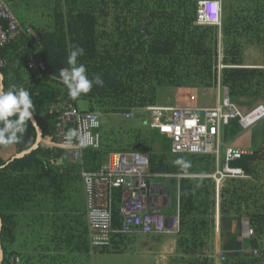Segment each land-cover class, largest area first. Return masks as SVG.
I'll return each instance as SVG.
<instances>
[{
	"label": "trees",
	"instance_id": "trees-1",
	"mask_svg": "<svg viewBox=\"0 0 264 264\" xmlns=\"http://www.w3.org/2000/svg\"><path fill=\"white\" fill-rule=\"evenodd\" d=\"M44 1L46 9L51 11L46 15L49 29L37 30L39 38L26 33L5 47L2 55L8 58V65L0 68L11 106L30 110L43 129L44 137L53 136L56 141L54 117L47 109L66 97V87L56 79L36 78V73L28 68L27 61L38 47L55 75H60L64 68L73 72L75 80L85 87L84 98L89 101L90 109L99 110L104 117L127 114L134 107L155 105L158 86L212 87L217 84L221 40L223 64L233 66L223 68L221 73V82L229 87L231 99L244 107L253 99H264V65L262 68L245 67L243 52L245 45L254 43L264 50V0H235L225 5L221 32L217 26L196 23L199 0ZM19 38L29 47L15 52L14 60L19 61V67L12 73L14 67L7 51ZM21 69L30 76L24 88L21 87L25 80ZM258 103L264 104L263 101ZM7 113H11V117H7ZM103 128L101 148L84 150L86 169L99 168L112 150H144L151 156V172L171 174L170 181H178L181 228L178 234H170L177 236L171 264H216L217 260L218 264H264V166L261 165L264 142L238 160L251 178L229 179L218 189L215 181L208 177H178L213 172L216 167L213 155L174 154L170 140L152 128L151 136L139 131L133 142L115 140L113 145L107 139L109 132ZM18 136H21L23 150L27 149L36 140V128L27 115L5 108L0 118V142L15 140ZM159 141L162 148L157 150L154 144ZM59 158L63 161L56 164ZM5 163L0 156V166ZM80 168L81 165L70 159L68 150L42 145L0 168L2 264H10L13 257L20 255L10 246L16 242L21 198L39 192L46 200L52 190L62 192L68 177L79 178ZM74 172L76 176L72 175ZM29 183L38 186L30 187ZM120 207L121 196L117 191L116 228L122 223ZM217 212L220 220L223 219L221 224L227 222L225 227L229 226V230L234 220L242 225L244 219L255 232L250 238L239 236L238 243L226 241L228 250L224 259L214 253ZM77 237L76 254L97 249L123 253L130 238L117 233L110 246L95 247L91 241L89 244L85 233H77Z\"/></svg>",
	"mask_w": 264,
	"mask_h": 264
},
{
	"label": "built area",
	"instance_id": "built-area-1",
	"mask_svg": "<svg viewBox=\"0 0 264 264\" xmlns=\"http://www.w3.org/2000/svg\"><path fill=\"white\" fill-rule=\"evenodd\" d=\"M222 8V0H199L196 23L217 26L221 30ZM23 32L20 22L9 5L4 0H0V68L8 65L7 58L2 55L3 49L16 41ZM27 33L37 38L35 32ZM220 63H222L221 60ZM27 66L36 73V78L56 79L64 83L66 87L67 98L52 103L47 109L49 115L56 117L57 147L70 151V155L75 160L82 159L86 149H99L102 144L101 114L97 111L78 109L77 102L84 94L85 87L75 80L73 72L64 68L60 71V75H55L38 51L29 58ZM226 66L222 64V67ZM220 74L217 83L219 98L215 106L158 107L153 105L148 108L150 112L165 113L166 117H160L157 127L161 134L170 139L172 153L211 154L215 158L216 168L213 172L180 174L178 177H208L215 181L217 188L229 179L251 178L242 166L234 164L247 154L245 149L226 144L222 159V125H228L237 120L241 130L246 131L264 120V104H259L248 113H243L240 106L231 99L230 89L221 82ZM220 91H223L222 97H220ZM5 108V98L0 92V118ZM152 126L154 127V124ZM150 162L151 156L148 151L125 150L111 153L108 162L98 170H83L82 178L92 246H110L113 236L117 233L129 236L136 234L162 236L179 233L180 203L176 214L171 216V223L167 222L168 216L163 210L151 205L152 181L172 175L151 172ZM117 191L121 196L122 223L119 228L114 226ZM243 228L244 238L254 235V229L248 220L243 221ZM221 258L224 259L225 255L223 254ZM10 264H20V257H13Z\"/></svg>",
	"mask_w": 264,
	"mask_h": 264
},
{
	"label": "crops",
	"instance_id": "crops-1",
	"mask_svg": "<svg viewBox=\"0 0 264 264\" xmlns=\"http://www.w3.org/2000/svg\"><path fill=\"white\" fill-rule=\"evenodd\" d=\"M22 2L28 7H31V8L34 7L32 3L28 4L27 0H22ZM38 2L40 3L43 17L41 19H38L37 21L24 20L21 18L19 20L14 14V12L11 10L23 27L24 32L20 37H23V35L29 31H33L37 33V30H39L40 32H43L44 30L49 29L47 27L49 26L50 22L46 21V15H49V12L51 13V11L49 9H46L45 7L46 1L36 0V4ZM26 35H29V34L27 33ZM37 37L39 38V36ZM19 39L20 41L17 42V44L14 47L10 48L7 51L8 56L12 59L11 65L12 67H14V69L12 70V73H16L17 72L16 68L19 67V61L14 60L15 52H17V49L19 48L21 50L23 48L26 49V47H29L26 41L21 40V38ZM39 48L40 47H38V49H35L34 52L36 51L40 52ZM24 69H21L20 71V74L25 79L24 82H22L21 84L22 88L27 86V83L30 82L29 73ZM65 92H66V97L59 101H63L67 98V91ZM81 98H84V94L81 97H79L78 101ZM258 102L262 103V101L253 99L252 102L250 104H247L245 107L251 109L259 105L260 103ZM77 106H78V102H77ZM150 106H153V105H148L142 108L134 107L132 108V110H130L128 114L136 113V111L144 110L145 108L148 109ZM155 106L161 107L160 105H156V104ZM6 108L8 107L6 106ZM9 109H11L14 112H17L15 111V109H24V108H13L12 107ZM87 111H97L101 114V117H102V113L99 110L90 109V103H89V109ZM17 113H22V112H17ZM150 113H151V125L154 124L153 129L158 130V132L160 133L157 127V124L161 119L160 117L165 118L166 115L164 113V117H163L162 116L163 112L161 113L150 112ZM10 114L11 113H7V117H11ZM22 114H25V113H22ZM159 114H160V117H159ZM54 121L56 122V117H54ZM148 124L150 123L148 122ZM102 126H103V120H102ZM241 131L243 132V130ZM50 137L51 136L44 137L43 135V140L41 141L40 145L44 147H50V148L57 147L56 141ZM163 137H165L167 140H170L165 135H163ZM255 141L256 142H254V138L251 137L250 135L246 136L245 134H243V135L237 136L236 144H233V145L245 149L247 153L248 151L252 153L253 152L252 150L261 147V145L264 142V127L261 130L260 135L258 136V140H255ZM253 143L255 144L253 145ZM102 144H103V135H102ZM27 149H24V150H27ZM24 150L22 148L21 136H18L17 138H15V140L0 142V156L6 162L4 165L0 166V168L8 165L9 163L7 164V162L12 157H14L15 155H17L18 153ZM117 151L112 150L108 154H106L105 159L101 163V166L95 170L100 169L105 163H107L110 158V154L113 152H117ZM120 151H124V150H120ZM69 155H70V151H69ZM70 159L74 163H78L79 165H81L80 171L78 173L79 178H77L78 180L81 179V184H82V194L79 197L74 194L73 187H72V182L76 181L77 179L72 180L70 177H68L67 182L63 185V191L60 193H53V190H52V192H50L46 200L44 198V194L39 193V192H35L34 196H29V197L23 196V199L21 198L20 200L19 205L21 209L18 212L19 213L18 214V224H17L18 226H16V236H15L16 242L12 246H10L11 249L16 250L20 254L19 255L20 264H66L68 263L69 259L72 258L73 255H75V252H74V249L76 248L75 242L77 241V239H79V237H77V233L79 234L82 232L85 233L86 238L88 239L89 244H90L89 221L86 215V195H85L84 182L82 178L83 170L84 169L88 170L84 166V153H83V158L80 160L73 159L71 155H70ZM62 161H63L62 158H59L57 159L56 164L62 163ZM234 164L238 165V161H236ZM261 165L264 166V163H262ZM72 175L76 176L77 174H75L74 172ZM171 178L172 176L168 178H156L151 183V186H152L151 205L157 209L163 210L168 217L172 216L167 213L169 207L171 206V201H172L171 193H170L171 186L173 187V190H174L173 193L176 198V209L173 215L176 214L178 204L180 203V198H179L180 189H179L178 181L176 183L175 182L170 183ZM29 186L37 188L38 184L32 185V183H29ZM164 191L168 192V200L170 201V202L168 201V205L166 206H164V196H163ZM23 195H26V194H23ZM11 199L8 201V205L10 204ZM23 207H26V208L23 209ZM243 221L244 219L242 220V223ZM219 225H220V219L218 218L217 226H216V235L214 238L216 241V245H215L216 251H219L221 249L222 251H225V250L227 251L228 249L225 248L226 242L224 241L222 243V240H226L225 235L228 233L226 230L221 231ZM235 225H237L238 230L241 229V227L243 226L242 224L240 227L239 224L237 223ZM243 232H244V228L242 227L241 233ZM173 242L174 243L172 245L165 244L163 247L164 250L166 251L169 250L168 253L170 254V256H173L176 250V239ZM250 248L253 249V247H250Z\"/></svg>",
	"mask_w": 264,
	"mask_h": 264
},
{
	"label": "rangeland",
	"instance_id": "rangeland-1",
	"mask_svg": "<svg viewBox=\"0 0 264 264\" xmlns=\"http://www.w3.org/2000/svg\"><path fill=\"white\" fill-rule=\"evenodd\" d=\"M11 10L14 12L16 17L20 20H31V21H37L38 19H41L42 16V9L40 7V3L38 2L36 4V0H27V3H32L34 5L33 8L28 7L25 5L22 0L19 1H11L4 0ZM223 1V8L225 5H231L234 3L235 0H222ZM37 6H36V5ZM223 17H225V12L223 9ZM223 21V20H222ZM219 38L222 39V37L219 35ZM244 52V63L245 67L254 68V67H260L262 68L264 65V50L261 45H258L256 43L254 44H247L243 47ZM219 60L222 61V58L224 56V48L222 40L219 42ZM221 58V59H220ZM222 63L218 64V70L219 74L222 73L223 68L226 67H233V66H226L222 67ZM224 65V64H223ZM221 71V72H220ZM220 76H222L220 74ZM222 84V83H221ZM222 89V88H221ZM223 90V89H222ZM223 96V91H220V97ZM219 98V85L215 84L212 87H173L168 85H162L158 86L156 91V105H160L161 107H211L215 106L217 104ZM263 101V100H259ZM238 104V103H237ZM240 109L243 113H248L251 109L245 107L239 103ZM78 108L81 111H87L89 109V102L87 99L81 98L78 101ZM254 108V107H253ZM162 116L164 117V112L162 113ZM160 117V114H159ZM103 130L109 132V137L107 139H110L111 143L115 145V140H125L133 142L135 139V135L139 131L146 132L149 136L152 134L149 132L151 131V128L153 129V126L151 125V113L150 109L145 108L144 110H138L136 113L131 114H123V113H117V114H111L109 116L103 117ZM148 121L150 124H148ZM264 127V120L258 122L255 126H253L251 129L246 130L245 132L241 131V128L238 124L237 120L232 121L228 125H222V144H221V156L223 159L224 149L226 144H236L237 136L245 134L250 135L255 140H258V136L260 135L261 130ZM146 134V135H147ZM101 135H104L103 131L101 130ZM117 144V143H116ZM255 143H253L254 145ZM155 149L160 150L162 148V143L156 142L154 144ZM248 153H250L248 151ZM238 165L240 163L238 162ZM241 166V165H240ZM171 183V181H170ZM169 183V185H170ZM73 192L76 196H80L82 194V184L81 179L76 180L72 182ZM220 189V187H218ZM173 187H170V193H171V206L168 209V214L173 215L175 213L176 209V198L174 195ZM220 219V214L217 212V220ZM236 219V218H235ZM220 221H223L221 219ZM239 220H234L232 222V227L229 230V226L225 225L224 223L221 224L219 227L223 228V230H226L228 234L225 235L226 240H222V243L228 240H232L235 243L240 242V237H244L241 229H237V225H235ZM243 224V223H241ZM220 228V230H221ZM177 238L176 235H141L136 234L130 236L128 243H127V249L123 253H105L101 250H94L90 252H81L75 255H73L72 258L69 259V262L66 264H171L172 256L168 253V251L164 250V245H172L174 240ZM215 245L216 241L214 239ZM247 252L248 249H245ZM214 253L216 257L222 256L223 254L226 255L225 251L219 250L216 251V247L214 249ZM174 255V254H173ZM219 261H216V264H218Z\"/></svg>",
	"mask_w": 264,
	"mask_h": 264
},
{
	"label": "water",
	"instance_id": "water-1",
	"mask_svg": "<svg viewBox=\"0 0 264 264\" xmlns=\"http://www.w3.org/2000/svg\"><path fill=\"white\" fill-rule=\"evenodd\" d=\"M0 92L2 93V95L5 98L6 106L8 108H12L10 105L9 98L5 92L4 74L1 71H0ZM15 111L25 113L31 118L32 123L35 126L36 131H37V137H36L35 143L29 149L24 150V151L18 153L17 155H15L14 157H12L7 162V164L15 161L16 159L22 158V157L26 156L27 154L31 153L32 151L36 150L39 147L41 141L43 140V129L39 126L37 119L33 115V113L30 112L29 110H26V109H15ZM163 196H164V206H166V205H168V201H169L168 200V192L164 191ZM167 222L171 223L172 217H168ZM2 227H3V220H2V217L0 216V264H2L3 260H4V249H3V245H2V236H1Z\"/></svg>",
	"mask_w": 264,
	"mask_h": 264
},
{
	"label": "bare ground",
	"instance_id": "bare-ground-1",
	"mask_svg": "<svg viewBox=\"0 0 264 264\" xmlns=\"http://www.w3.org/2000/svg\"><path fill=\"white\" fill-rule=\"evenodd\" d=\"M222 13H223V8H222Z\"/></svg>",
	"mask_w": 264,
	"mask_h": 264
}]
</instances>
